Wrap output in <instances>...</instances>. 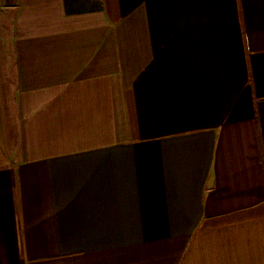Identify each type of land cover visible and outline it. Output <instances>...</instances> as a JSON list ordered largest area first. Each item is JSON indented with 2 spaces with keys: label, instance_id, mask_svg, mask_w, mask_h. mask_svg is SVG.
<instances>
[{
  "label": "crops",
  "instance_id": "crops-1",
  "mask_svg": "<svg viewBox=\"0 0 264 264\" xmlns=\"http://www.w3.org/2000/svg\"><path fill=\"white\" fill-rule=\"evenodd\" d=\"M0 264H264V0H0Z\"/></svg>",
  "mask_w": 264,
  "mask_h": 264
}]
</instances>
